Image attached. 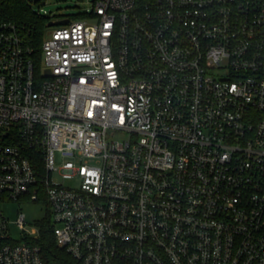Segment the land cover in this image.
Wrapping results in <instances>:
<instances>
[{"label":"built area","instance_id":"2783aa9c","mask_svg":"<svg viewBox=\"0 0 264 264\" xmlns=\"http://www.w3.org/2000/svg\"><path fill=\"white\" fill-rule=\"evenodd\" d=\"M62 20L39 55L0 23V203L46 204L75 264H264V0ZM5 229L0 264H48Z\"/></svg>","mask_w":264,"mask_h":264},{"label":"trees","instance_id":"16d2710c","mask_svg":"<svg viewBox=\"0 0 264 264\" xmlns=\"http://www.w3.org/2000/svg\"><path fill=\"white\" fill-rule=\"evenodd\" d=\"M0 23L15 25L21 37L39 55L44 40L46 18L36 14L24 0H0ZM38 227L40 236L35 243L41 247L44 260L48 264H75L68 253L57 246L48 210L47 215L39 221Z\"/></svg>","mask_w":264,"mask_h":264},{"label":"rangeland","instance_id":"374dc122","mask_svg":"<svg viewBox=\"0 0 264 264\" xmlns=\"http://www.w3.org/2000/svg\"><path fill=\"white\" fill-rule=\"evenodd\" d=\"M94 0H39V5L34 8L41 11V16L46 18V34L51 30L48 25L50 21L65 19L70 16L81 17V15L93 6ZM47 205L44 203L23 202H7L0 203V213L5 217H0V225H5L6 229L2 231V235L7 236L12 242H23L27 231L38 227L41 221L47 215ZM20 214L25 217L24 230L18 225Z\"/></svg>","mask_w":264,"mask_h":264},{"label":"water","instance_id":"95a60500","mask_svg":"<svg viewBox=\"0 0 264 264\" xmlns=\"http://www.w3.org/2000/svg\"><path fill=\"white\" fill-rule=\"evenodd\" d=\"M68 24V20H62V21H52L49 23V26H58V25H66Z\"/></svg>","mask_w":264,"mask_h":264}]
</instances>
